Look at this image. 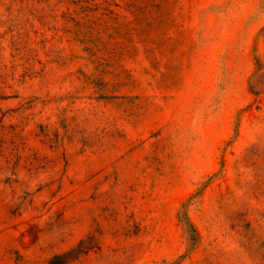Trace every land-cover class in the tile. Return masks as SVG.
<instances>
[{"label": "rangeland", "instance_id": "obj_1", "mask_svg": "<svg viewBox=\"0 0 264 264\" xmlns=\"http://www.w3.org/2000/svg\"><path fill=\"white\" fill-rule=\"evenodd\" d=\"M0 264H264V0H0Z\"/></svg>", "mask_w": 264, "mask_h": 264}, {"label": "trees", "instance_id": "obj_2", "mask_svg": "<svg viewBox=\"0 0 264 264\" xmlns=\"http://www.w3.org/2000/svg\"><path fill=\"white\" fill-rule=\"evenodd\" d=\"M190 227H192V224H190Z\"/></svg>", "mask_w": 264, "mask_h": 264}]
</instances>
